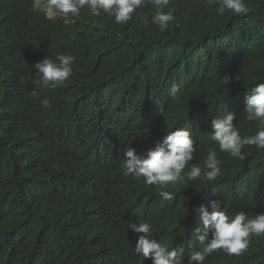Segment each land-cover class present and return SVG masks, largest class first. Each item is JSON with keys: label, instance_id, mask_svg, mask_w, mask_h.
I'll return each instance as SVG.
<instances>
[{"label": "trees", "instance_id": "1", "mask_svg": "<svg viewBox=\"0 0 264 264\" xmlns=\"http://www.w3.org/2000/svg\"><path fill=\"white\" fill-rule=\"evenodd\" d=\"M245 2L251 11L236 16L209 0H170L163 10L175 20L160 31L151 4L117 24L107 13L48 19L32 0H0V264H144L128 224L150 219L166 222L167 244L186 239L189 258L193 207L220 199L232 216L264 213V149L234 157L210 139L211 120L226 111L241 136L262 127L246 119L245 97L264 82V0ZM61 54L75 57L73 76L41 90L33 65ZM225 75L235 79L227 87ZM181 127L198 128L196 165L216 151L218 177L236 193L212 181L148 187L121 174L128 132ZM162 190L173 199L157 200ZM233 259L225 263L264 264V236Z\"/></svg>", "mask_w": 264, "mask_h": 264}, {"label": "clouds", "instance_id": "2", "mask_svg": "<svg viewBox=\"0 0 264 264\" xmlns=\"http://www.w3.org/2000/svg\"><path fill=\"white\" fill-rule=\"evenodd\" d=\"M219 4L217 12L224 15L229 11L236 16H246L250 7L245 0H209V4ZM151 4L155 13L151 23L165 31L175 17L171 11L165 12L170 0H32L33 12H40L48 19L79 18L83 12L92 15L100 13L114 17L117 24H126L133 18L136 11ZM142 23L148 26L147 14L142 17ZM52 57L45 56L33 67L40 74L35 84L41 90L55 89L63 85L74 74L75 57L61 54ZM224 87L232 82L234 77L225 75L220 79ZM180 92L178 85H173L170 95L177 98ZM32 96L40 100L44 108L51 107L50 99L41 98L39 92L32 91ZM246 119L258 121L262 127L254 135L241 136L239 129L233 123L235 114L226 113L223 119L211 120L210 139L219 145L221 152H227L234 157H242L245 149H264V82L257 83L246 95ZM198 128L181 127L174 131H163L160 134H146L142 130L130 131L127 134L128 143L121 151L118 168L128 179L136 180L148 187L165 188L169 185L193 184L197 181L214 182L229 194L236 193L234 183L218 177L221 174L222 161L216 151H209L203 166L196 165V146L193 132ZM141 141L140 144H137ZM257 146V147H256ZM204 183L199 187H208ZM160 195V196H159ZM157 200L173 199V193L160 191ZM224 205V208L221 207ZM194 223L187 236L194 240V245L187 252L189 258H184L183 244L164 241L166 222L157 223L153 220L129 222L128 229L135 243L134 253L144 264H226L227 260H237L245 253L250 243L264 236V213L248 215L241 211L232 216L227 212L224 200L214 199L211 202L193 207ZM181 245H183L181 247ZM214 256L223 257L215 263L210 259Z\"/></svg>", "mask_w": 264, "mask_h": 264}, {"label": "water", "instance_id": "3", "mask_svg": "<svg viewBox=\"0 0 264 264\" xmlns=\"http://www.w3.org/2000/svg\"><path fill=\"white\" fill-rule=\"evenodd\" d=\"M191 254V253H190ZM190 254L188 255V257H190Z\"/></svg>", "mask_w": 264, "mask_h": 264}]
</instances>
